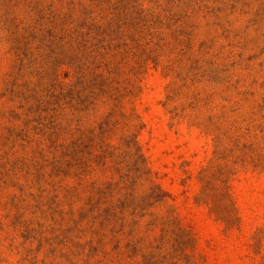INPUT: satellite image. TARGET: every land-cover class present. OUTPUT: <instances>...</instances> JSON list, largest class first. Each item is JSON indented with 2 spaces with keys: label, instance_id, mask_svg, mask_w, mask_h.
I'll list each match as a JSON object with an SVG mask.
<instances>
[{
  "label": "rangeland",
  "instance_id": "rangeland-1",
  "mask_svg": "<svg viewBox=\"0 0 264 264\" xmlns=\"http://www.w3.org/2000/svg\"><path fill=\"white\" fill-rule=\"evenodd\" d=\"M0 264H264V0H0Z\"/></svg>",
  "mask_w": 264,
  "mask_h": 264
}]
</instances>
